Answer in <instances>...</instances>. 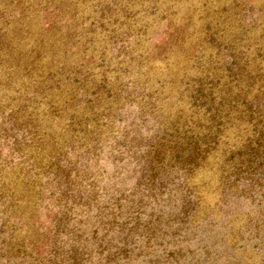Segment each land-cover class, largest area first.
Masks as SVG:
<instances>
[{"label":"rangeland","instance_id":"rangeland-1","mask_svg":"<svg viewBox=\"0 0 264 264\" xmlns=\"http://www.w3.org/2000/svg\"><path fill=\"white\" fill-rule=\"evenodd\" d=\"M257 41L264 0H0V264H264ZM38 50L68 61L85 119L47 165L8 75ZM9 182L34 186L29 209ZM34 235L50 245H14Z\"/></svg>","mask_w":264,"mask_h":264},{"label":"trees","instance_id":"trees-1","mask_svg":"<svg viewBox=\"0 0 264 264\" xmlns=\"http://www.w3.org/2000/svg\"><path fill=\"white\" fill-rule=\"evenodd\" d=\"M241 38L243 39L244 37L241 36ZM250 41L251 39H248V41L245 40L243 43L250 47ZM257 42L258 43L255 44L258 46V50L264 48V43L260 41ZM258 56L260 58L256 60L264 62V53L258 54ZM93 60L94 61L82 59L83 63H81V65H88L89 63L93 65L96 62L95 59ZM238 63L240 64V69L246 70L247 72L251 71V69L258 68L259 65L252 64V66L249 67L248 64H250V62L244 61V59L238 60ZM79 65L80 64H78V66ZM12 68L13 73L8 74L10 76V81H20L19 86H24V88H18L15 91L17 95H14V98L19 102H15L13 105L17 103L16 106L19 107V109L13 108V111L16 112V116L14 115V117L16 119L20 118L21 122H26L25 128L28 129L29 133L33 134V139L36 143L34 145L36 147L34 150L35 162L37 161V163L45 165L52 164L56 154H58V157L62 155L61 149L65 147V143L68 140L74 143L73 140L70 141V139L74 137L76 139L80 133H83L85 130V119H81L80 113L76 111L74 101L73 103L69 101L71 98L74 100L76 96L73 89V82H78V80L75 78V75L71 77V75L67 74L66 71H69V65L66 59L63 60L59 57H51L46 60L40 57L39 50L37 55H25V57L19 58L16 67ZM249 74H252V72H249L248 75ZM249 77L252 78L250 75ZM72 78L74 79L73 81ZM219 78H222V76ZM258 81L257 79L254 80L255 83ZM69 86L71 87L69 88ZM201 87V85H198L197 87L192 86L191 88H195L194 90L197 93L200 92L203 94L204 89H200ZM192 96L198 98L196 95ZM202 105H207V103H199L196 107ZM27 107L29 110H26ZM21 108H24V113H22L23 109ZM209 110L210 106L206 107L205 114L208 113ZM30 114L32 115L30 116ZM210 115H212V112H210ZM198 145L199 144H196V140H193L191 145L188 146H190L189 148L191 149H196ZM35 182L33 180L32 183ZM8 184L10 186H6L7 193L10 194L15 201L13 206L17 209L27 210L29 207L27 202L29 201L30 194L32 195L34 193V186L24 182L20 192L19 189H17L18 191L15 189V186H17L16 184L12 185L13 183L11 184L10 182ZM33 202L34 210L36 209L37 201L34 199ZM28 212L30 211L28 210ZM66 214L64 215L66 216ZM29 216L31 218L28 217L25 222H29L34 226L37 222L35 220V215L30 213ZM23 217L25 216H22V218ZM38 229L40 228H37V230L35 229V233H38ZM57 232H59L58 229ZM39 238L40 236L37 237V235H34V237H30L26 243L25 239H23L22 241L15 242L14 245L31 247L33 251L29 252V255L32 256L39 252V247L42 248V246L45 247L50 245L49 241L44 242L41 239L39 240ZM69 258L71 264L84 263L83 254L81 257L79 254H73L70 255ZM114 258H116V255L111 260H114Z\"/></svg>","mask_w":264,"mask_h":264}]
</instances>
